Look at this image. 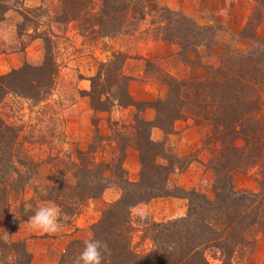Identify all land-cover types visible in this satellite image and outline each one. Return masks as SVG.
I'll use <instances>...</instances> for the list:
<instances>
[{
    "label": "trees",
    "instance_id": "16d2710c",
    "mask_svg": "<svg viewBox=\"0 0 264 264\" xmlns=\"http://www.w3.org/2000/svg\"><path fill=\"white\" fill-rule=\"evenodd\" d=\"M9 1L0 0V20L12 7ZM145 1L151 0H99L98 13H92L96 0H61L52 21L79 20L82 28L98 26L103 36H110V28L114 33L121 30L133 11L143 18ZM253 1L257 5L247 28L254 24L256 17H259L257 24L260 23L263 14L264 0ZM43 7L44 4L35 8L26 6L22 16L37 26L36 18ZM158 8L167 13L165 18L170 26L169 30L158 27L160 36L157 33L156 39L184 44L186 49L217 42L219 30L213 25H200L192 17L168 6ZM175 25L176 33L172 27ZM42 35L38 36L45 39L50 50V37L46 32ZM251 37L255 41L252 50L228 49L219 64L204 65L205 72L201 75L180 80L164 72L160 79L167 84L168 92L163 98L143 101L132 97L128 88L132 76L124 71L127 58L121 53L102 63L105 72L91 78L92 88L86 94L92 108L104 111L116 104L132 107V119L128 124L117 123L107 136L96 130L95 141L87 149L77 148L70 161L68 169L75 182H67L60 175L58 184L45 186L48 192L43 200L55 202L61 213L74 217L87 200L101 197L107 188L118 186L121 189V196L111 202L92 225L91 239L106 241L110 248L104 264H212L206 253L209 247L222 251V264H241V250L245 247L248 248L246 254L251 256L255 244L253 234L257 231L264 234V40ZM45 62L41 70L26 65V71L25 66L0 75V102L11 91L38 97L47 85L45 80H53L57 71L53 56ZM42 69L43 74H40ZM22 84L28 85L30 90L26 87L20 90ZM148 108L155 110L154 120L144 116ZM188 119L207 127L205 142L211 149L209 168L214 175V197L196 188L170 187L173 164L181 158L171 156L164 142L152 138L154 127L170 134L175 130L176 121ZM10 130L0 117V221L10 217L15 231L19 223L34 214L37 202L22 199L35 171L31 161L19 156L16 135ZM130 147L136 148L140 156L138 180L129 178L124 164ZM252 169L257 170L259 191L238 189L236 175ZM170 196L188 200L187 214L166 222H150L142 236L150 240V246L138 248L134 242V209L152 199ZM15 198H21L20 215L10 211ZM0 241L11 251L20 252L21 258L16 264H31L32 254L25 241H7L2 237ZM84 241L72 240L62 261L75 264Z\"/></svg>",
    "mask_w": 264,
    "mask_h": 264
},
{
    "label": "rangeland",
    "instance_id": "374dc122",
    "mask_svg": "<svg viewBox=\"0 0 264 264\" xmlns=\"http://www.w3.org/2000/svg\"><path fill=\"white\" fill-rule=\"evenodd\" d=\"M251 1L254 3H252V10L247 0L145 1L147 6L143 9L145 14L143 18H140L139 12L133 11L130 20L123 25L121 30L114 33L110 28L111 35L103 36V30L98 26L91 25L88 28H82L81 25L79 26V20H71L66 23L52 21L54 12L61 7V0H43L42 4L45 7L38 12L40 15L36 18L37 26H33V23H29L22 16V13H25L24 8L28 6L26 0H10L8 3L12 7L0 20V75L8 74L15 68H25L26 65L40 69L47 64L45 61L50 56H53L57 68L52 77L53 80H45L47 85L43 86V92L38 97H28L17 90L18 93L8 92L0 102V117L11 128L10 133L13 136L16 135L15 147L19 156L26 161H31L35 171L32 182L22 194V199L35 200L37 208L56 207L59 217L65 224L70 223L73 218L85 210L88 200L83 204L79 214L69 217L59 211L55 202L43 200V198L48 192L45 186L58 184L60 175H63L67 182H75L72 172L68 169L70 161L75 157L77 148L87 149L95 141L96 130L99 134L107 136L115 129L117 123L128 124L132 119V107H123L117 104L111 106L112 103H110L109 110L102 111L92 108L90 97L86 93L92 88L91 78L101 71L105 72L102 63L111 61L115 55L121 53L122 57L126 56L127 58L124 71L132 76L128 86L129 92L131 93L130 84L133 80L144 82V84L136 86H133L132 83V92H134V96L131 94L132 97L135 98L139 93H142L145 97L143 101L163 98L159 96L161 90L156 84L164 85L167 94L168 86L160 78L164 72H168L171 68L177 69V62L183 61L186 66L191 65L198 68L192 75L180 72L179 76L172 74L180 80L188 79L191 76L203 74L205 72L204 65L219 64L221 57L227 53L228 49L240 52L252 50L255 47V41L251 36H255L258 40H264V30H261L264 9L260 23L257 24L259 17H256L254 24L250 23L251 25L247 28L257 5L256 2ZM179 4L187 8L191 7L190 10L194 8L198 15L195 14L194 17L188 15L178 7ZM99 5V0H96L91 12L98 13ZM162 6L181 11L192 17L198 24H200L198 20H201L202 24L200 25H213L219 30L217 34L222 30H227L231 36V42L225 44V51L220 54L218 51L213 52L212 50L219 43L218 41L213 45L201 44L196 48L189 49H186L184 44L179 45L169 41L177 46V50L171 55H139L140 44L158 40L155 38L157 33L160 36V32L157 31L158 27H166L169 30L170 25L167 24L168 20L165 18L167 13L158 8ZM247 11H251V14L244 25L240 26ZM175 18L178 17L175 16ZM176 25L172 26L175 33L178 32ZM228 25L235 26L234 30ZM243 29L245 30L243 31ZM44 32L51 39L50 50L45 39L38 36ZM241 40L248 41L250 47L247 48L245 43H240ZM189 53L193 55V60L189 59ZM41 73L43 74V69L42 72L40 71ZM103 80L102 77V83ZM25 87L30 90L28 85L19 86L20 90ZM151 110L155 116V110L153 108ZM149 115L150 113L145 111L144 116L147 118ZM176 122L173 133L166 134L159 128L161 134H164L160 140H157L156 133H153L155 127L152 129V138L164 142L171 156L181 158L180 162L173 164L175 170L169 178L170 187L196 188L209 197H214V175L209 168L211 149L205 142L208 133L207 127L197 125L193 119L180 120L178 126ZM21 168L25 169L22 165ZM235 183L236 187L241 190L259 191L260 189L256 169L238 173ZM119 190L121 189L119 188ZM20 199L15 198L10 208V211L18 215H20ZM187 212L188 200L181 197L155 198L147 204H139L134 209V242L139 245L138 248L149 247L150 240L144 239L142 236L145 227L150 222H166L185 216ZM25 221L19 223L17 229L13 231L10 217L3 218L0 221V237L5 238L7 234V238H5L7 241L26 242L16 234ZM92 225L88 229V231L91 230V233ZM253 235L255 244L251 256L246 254L248 248H243L241 264H262L264 262V234L257 231ZM85 236L84 232L81 238L75 239L89 240L92 238V235L88 239ZM67 246L63 252L54 250L44 259H38L36 262H33L32 255L31 264H68L62 261L66 258L64 254ZM206 253L212 264H222L221 250L209 247ZM19 257L21 258L20 252L11 251L8 247L2 246L0 241V264H16Z\"/></svg>",
    "mask_w": 264,
    "mask_h": 264
},
{
    "label": "crops",
    "instance_id": "0c3cea01",
    "mask_svg": "<svg viewBox=\"0 0 264 264\" xmlns=\"http://www.w3.org/2000/svg\"><path fill=\"white\" fill-rule=\"evenodd\" d=\"M43 3V0H26V4L31 7L40 6ZM249 7L254 4L251 0H247ZM253 3V4H252ZM179 8H182L185 13L190 16L198 15V12L193 8L190 10L191 7L187 8L182 4H179ZM187 8V9H186ZM251 11H247V14L243 17L240 26L244 25L246 19L250 16ZM199 19V18H198ZM200 24H202L201 20H198ZM231 29L235 26L228 25ZM261 30H264V18L261 24ZM231 36L227 30H222L219 34H217V41L219 42L213 47V52L218 51V54L223 53L225 44L231 42ZM240 43H245L247 48L250 47L248 45V41L241 40ZM177 50V46L175 44L169 43L167 40H151L149 43L140 44L138 48V54L141 56H168L173 54ZM192 51V50H191ZM193 55L189 53V59L193 60ZM196 67L186 66L183 61L177 62V69L171 68L168 72L175 76H179L180 73H184L187 75L195 74ZM132 83L133 86L138 84H144L143 81L133 80L130 84L131 94L134 96V92H132ZM157 83V82H155ZM153 83V84H155ZM159 89L161 90L160 97L165 96L166 88L164 85L157 83ZM158 94V93H157ZM158 96V95H157ZM135 100H145V97L142 93H139L137 97L134 98ZM152 108H148L146 111L150 113L147 119L153 120L155 116H153ZM178 120L176 125L178 126ZM153 133H156L157 140H160L164 134H161V131L158 127L153 129ZM125 168L128 171L129 178L131 180H138L139 179V172L141 168V162L139 158L138 150L134 148H129L127 152V156L125 159ZM121 196V190H119L116 186H111L107 188L104 194L99 198L89 199L87 201V206L85 210L79 214L77 217L73 218L72 221L68 224H65L61 220V229L60 232L57 234H46L41 231L34 230L28 223L25 221L21 224L20 228L16 232L17 237L20 239L26 240L27 247L29 251L33 255V262H36L38 259H44L54 250H58V252H63L72 239L81 238L82 234L85 232V238H90L92 233L90 229L91 225L97 222L101 218L102 211L105 209L106 205L111 203L112 201L118 199ZM60 264V263H56Z\"/></svg>",
    "mask_w": 264,
    "mask_h": 264
},
{
    "label": "clouds",
    "instance_id": "9594fccd",
    "mask_svg": "<svg viewBox=\"0 0 264 264\" xmlns=\"http://www.w3.org/2000/svg\"><path fill=\"white\" fill-rule=\"evenodd\" d=\"M27 212V209H25ZM27 223L37 231L52 235L60 232L61 219L56 207L43 206L36 209L29 216ZM7 238V234L5 236ZM82 252L76 258L75 264H104L106 254H110V248L106 241L89 239L83 242Z\"/></svg>",
    "mask_w": 264,
    "mask_h": 264
}]
</instances>
